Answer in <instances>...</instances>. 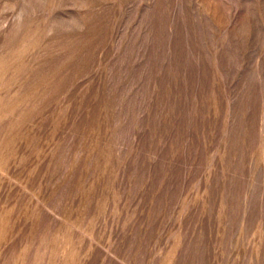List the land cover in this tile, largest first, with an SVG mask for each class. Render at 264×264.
Instances as JSON below:
<instances>
[{
    "label": "rangeland",
    "instance_id": "374dc122",
    "mask_svg": "<svg viewBox=\"0 0 264 264\" xmlns=\"http://www.w3.org/2000/svg\"><path fill=\"white\" fill-rule=\"evenodd\" d=\"M0 264H264V0H0Z\"/></svg>",
    "mask_w": 264,
    "mask_h": 264
}]
</instances>
